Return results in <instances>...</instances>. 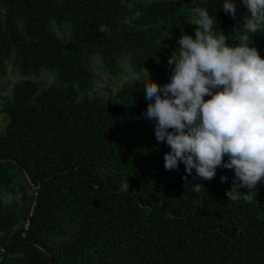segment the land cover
Masks as SVG:
<instances>
[{"label": "trees", "instance_id": "16d2710c", "mask_svg": "<svg viewBox=\"0 0 264 264\" xmlns=\"http://www.w3.org/2000/svg\"><path fill=\"white\" fill-rule=\"evenodd\" d=\"M224 2L0 0V157L16 159L37 192L24 235L33 194L14 163L0 162V264H264V179L247 203L225 194L234 170L218 167L211 181L182 162L166 170L171 149L145 117L148 79L94 94L95 62L111 78H148L146 68L151 82L170 83L182 32L195 39V7L237 46L248 9L232 0L233 18ZM250 43L264 59V31ZM42 74L47 86L33 79Z\"/></svg>", "mask_w": 264, "mask_h": 264}, {"label": "clouds", "instance_id": "9594fccd", "mask_svg": "<svg viewBox=\"0 0 264 264\" xmlns=\"http://www.w3.org/2000/svg\"><path fill=\"white\" fill-rule=\"evenodd\" d=\"M247 6L244 32L235 35L237 46H228L222 32L213 31L214 22L206 7H195V39L184 35L177 41L179 56H172L170 83L163 86L151 82L146 68L145 113L156 121L157 142L166 141L171 151L164 156L168 171L185 165L189 175L196 174L211 181L216 169L234 170L232 188L226 192L230 201L253 202V190L264 179V59L250 47V35L264 31V0H242ZM129 9L133 5L127 4ZM223 11L236 17V4L225 0ZM141 12L136 10L124 23L130 24ZM101 25L98 31L107 32ZM174 65V67H172ZM139 74H136V81ZM206 96L211 97L207 101ZM172 131H169V130ZM228 162H224V158ZM186 179V177H184ZM228 178L221 177V183ZM202 186L196 185L198 192ZM122 183L121 191L128 192ZM240 189H247L244 194Z\"/></svg>", "mask_w": 264, "mask_h": 264}, {"label": "rangeland", "instance_id": "374dc122", "mask_svg": "<svg viewBox=\"0 0 264 264\" xmlns=\"http://www.w3.org/2000/svg\"><path fill=\"white\" fill-rule=\"evenodd\" d=\"M57 34L61 37H68L69 36L68 31L60 32L59 30H57ZM94 70H95V74H96V87L94 90V94H96L97 96H99L101 98H106L110 92L116 91L125 82H128L130 80L136 81V78L132 75V73L130 72L129 69H126V71H125L127 76L120 77L119 79L109 77L107 75V73H105L102 70L101 66L99 64H97L96 62L94 63ZM7 79L9 81V83L12 84L15 81L21 79V77L19 75H14L12 73H9ZM33 79L35 81L41 82L45 86L50 84L53 80L51 76L46 75V74H42L39 77L34 76ZM141 79H144L147 81L148 78L146 76H144V78L139 77V80H141ZM139 80L136 82H140ZM1 118H2V115L0 114L1 125H4V123H2V121H1Z\"/></svg>", "mask_w": 264, "mask_h": 264}, {"label": "water", "instance_id": "95a60500", "mask_svg": "<svg viewBox=\"0 0 264 264\" xmlns=\"http://www.w3.org/2000/svg\"><path fill=\"white\" fill-rule=\"evenodd\" d=\"M4 161L12 162V163H14L17 166V168L20 170V172L26 178V181H27V183L29 185V188L31 190V193L33 194V199L34 200H33V203H32V206H31V210H30V213H29V216H28L27 225H26L25 230L23 232V234L26 235L27 234V231L29 229V226L31 224L32 216H33V210H34V206H35V198L37 196L36 189H35L34 185L31 183V181L28 178V176L26 175V172H25L24 168L22 167V165L18 161H16V159H14V158H7V157H0V162H4ZM0 250L2 251V254L0 256V261H1V259L3 258L4 254H5V250H3V249H0ZM48 259H49L50 264H54V260L52 259V257L48 256Z\"/></svg>", "mask_w": 264, "mask_h": 264}, {"label": "bare ground", "instance_id": "6f19581e", "mask_svg": "<svg viewBox=\"0 0 264 264\" xmlns=\"http://www.w3.org/2000/svg\"><path fill=\"white\" fill-rule=\"evenodd\" d=\"M29 177V176H28ZM34 185V184H33ZM37 193V192H36ZM36 203V202H35ZM35 207V206H34Z\"/></svg>", "mask_w": 264, "mask_h": 264}]
</instances>
